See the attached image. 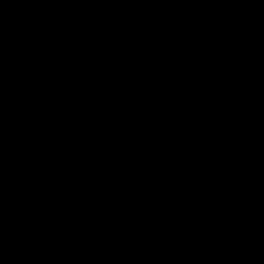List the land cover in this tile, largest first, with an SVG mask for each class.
I'll return each instance as SVG.
<instances>
[{
    "label": "water",
    "instance_id": "1",
    "mask_svg": "<svg viewBox=\"0 0 264 264\" xmlns=\"http://www.w3.org/2000/svg\"><path fill=\"white\" fill-rule=\"evenodd\" d=\"M0 264H264V0H0Z\"/></svg>",
    "mask_w": 264,
    "mask_h": 264
}]
</instances>
